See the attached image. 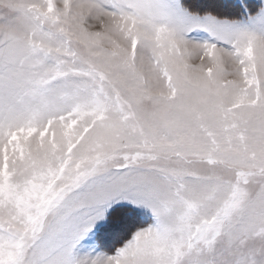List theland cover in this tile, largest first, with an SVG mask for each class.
<instances>
[{"label": "snow or ice", "instance_id": "6c2138e0", "mask_svg": "<svg viewBox=\"0 0 264 264\" xmlns=\"http://www.w3.org/2000/svg\"><path fill=\"white\" fill-rule=\"evenodd\" d=\"M0 264H264V0H0Z\"/></svg>", "mask_w": 264, "mask_h": 264}]
</instances>
